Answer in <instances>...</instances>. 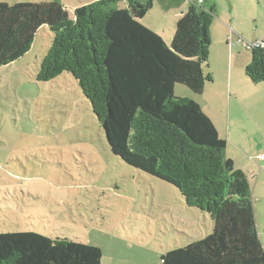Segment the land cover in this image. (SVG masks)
I'll list each match as a JSON object with an SVG mask.
<instances>
[{
  "label": "trees",
  "instance_id": "obj_1",
  "mask_svg": "<svg viewBox=\"0 0 264 264\" xmlns=\"http://www.w3.org/2000/svg\"><path fill=\"white\" fill-rule=\"evenodd\" d=\"M98 0L71 17L57 0H0V69L32 48L48 26L52 46L38 82L69 72L105 130L110 149L129 166L176 187L185 204L209 214L212 234L174 249L161 264H264L253 189L226 157L227 142L199 103L176 98L182 84L201 95L213 81L211 26L216 6L191 4L171 45L141 20L156 0ZM182 0H168L179 6ZM245 74L264 83V48H254ZM100 247L36 232L0 233V264H102Z\"/></svg>",
  "mask_w": 264,
  "mask_h": 264
},
{
  "label": "rangeland",
  "instance_id": "obj_2",
  "mask_svg": "<svg viewBox=\"0 0 264 264\" xmlns=\"http://www.w3.org/2000/svg\"><path fill=\"white\" fill-rule=\"evenodd\" d=\"M57 1L71 17L74 7L92 2ZM200 1L203 8L216 6L211 26L216 55L211 60L220 64L223 43L250 64L251 52L242 44L240 51L234 48V34L227 42L230 47L220 37L217 20L228 17L226 0H182L168 7V0H156L141 23L171 45L177 14ZM234 6L237 21H242L239 28L249 36L258 29L263 34L259 41L264 40V0H235ZM117 8L127 9V0ZM53 40L50 28L42 26L31 50L0 69V233L36 232L82 241L102 249V264H161L166 253L212 234L211 216L188 207L176 187L112 153L105 130L72 74L37 81ZM175 97L201 103V95L182 84L176 85ZM251 148L248 154L255 156L256 145Z\"/></svg>",
  "mask_w": 264,
  "mask_h": 264
},
{
  "label": "crops",
  "instance_id": "obj_3",
  "mask_svg": "<svg viewBox=\"0 0 264 264\" xmlns=\"http://www.w3.org/2000/svg\"><path fill=\"white\" fill-rule=\"evenodd\" d=\"M96 1L98 0H92L90 3ZM226 1L229 4L228 17L220 15L222 21L217 20V24L222 29L219 33L221 38L223 36L224 43L230 42L231 34H234L231 40L236 49L242 44L235 40H238L237 36L243 40H245L243 36L247 37L249 43L258 42L263 34H259L258 29L254 36H249L247 31L243 32L239 28V23L242 21H237L239 15L235 11V0ZM77 8L78 6L73 8V13ZM184 13L182 11L177 14L178 19ZM224 21H229L231 25L227 26ZM211 36L214 42L215 35L212 29ZM161 37L168 43L163 36ZM172 40L173 36L170 38L171 43ZM222 44L220 43L219 49L220 64L211 60L213 55H216L215 48L211 47L209 73L213 81L206 85L204 93L201 94V103L198 101L197 103L212 120L219 136L227 142L226 157L234 162L237 169L247 175L250 184L251 180L254 182L253 202L257 227L264 247L262 236L264 235V83H252L245 74L249 65L248 60L240 59L236 51L232 52L231 48L228 49ZM227 46L230 47L228 43ZM242 46L245 47L243 44ZM255 145L257 150L252 154L255 156H249L248 151Z\"/></svg>",
  "mask_w": 264,
  "mask_h": 264
},
{
  "label": "built area",
  "instance_id": "obj_4",
  "mask_svg": "<svg viewBox=\"0 0 264 264\" xmlns=\"http://www.w3.org/2000/svg\"><path fill=\"white\" fill-rule=\"evenodd\" d=\"M203 1H200L199 4H202ZM240 42L246 47V49L250 50V49H254V48H259L262 47L264 48V40L255 42V43H249L247 41H244L243 39H240Z\"/></svg>",
  "mask_w": 264,
  "mask_h": 264
}]
</instances>
